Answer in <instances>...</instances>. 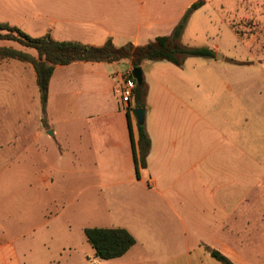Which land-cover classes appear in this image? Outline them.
I'll return each mask as SVG.
<instances>
[{
	"label": "rangeland",
	"instance_id": "obj_1",
	"mask_svg": "<svg viewBox=\"0 0 264 264\" xmlns=\"http://www.w3.org/2000/svg\"><path fill=\"white\" fill-rule=\"evenodd\" d=\"M16 1L7 0L14 13ZM152 1L172 17L197 0ZM180 40L187 48L208 47L215 57L189 56L182 66L149 61L142 70L151 88L180 86L185 100L193 89L203 120L211 122H203V131L211 127L219 153L240 152L243 140L250 153L264 152V0H205L189 14ZM0 43L24 48L12 40ZM90 70H80L87 82ZM64 71H58L56 83L72 86L69 105L48 99L44 109L29 63L0 58V264H198L194 247L200 240L184 236L182 222L169 208L150 210L140 193H134L136 206L126 195L127 185L96 190L92 176L75 171L82 169L88 122L114 110L121 97L110 84L104 103L89 107L88 89L75 94L82 81ZM57 142L66 152L61 154ZM239 161L235 158V166ZM225 163L219 155L217 167ZM58 168L73 173L59 175ZM97 226L130 231L136 239L131 254L113 261L97 257L84 233L85 227ZM201 259L209 264L208 253Z\"/></svg>",
	"mask_w": 264,
	"mask_h": 264
},
{
	"label": "crops",
	"instance_id": "obj_2",
	"mask_svg": "<svg viewBox=\"0 0 264 264\" xmlns=\"http://www.w3.org/2000/svg\"><path fill=\"white\" fill-rule=\"evenodd\" d=\"M16 5L14 13L7 0H0L1 23L16 26L34 37L50 34L56 40L92 46H102L111 39L117 47L128 43L144 45L157 36L171 34L189 7L183 5L169 17V9L157 8L152 0H17ZM29 65L36 75L33 65ZM83 67L91 69L88 82L86 74L80 71ZM63 69L65 77L81 79L83 89L76 86L72 89L75 94L88 89L87 105L92 108L104 103L110 84L118 94L123 76L132 70L129 60L58 65L50 81V104L69 103L72 86L56 83L60 74L57 73ZM115 78L117 81H113ZM144 80L147 82L146 76ZM147 84L145 125L151 148L148 166L140 169L139 177L135 171L127 110L117 98L114 110L97 114L88 122L80 151L82 169L75 171L92 176L91 187L96 190L127 185L126 195L136 206H140V201L134 193H140L144 194L145 205L150 210L153 206L169 208L182 222L184 236L200 240L194 247L200 255L198 264H206L201 259L206 253L209 264H221L211 256L208 247L236 264H264V152L250 153L244 149L243 140L240 152L235 154L231 148L229 152L219 153L211 127L208 125L203 131V122H211L203 120L201 104L193 89L185 100V90L180 86L151 88ZM135 107L132 100L131 124L136 142L137 126L134 127L132 114ZM51 132L58 134L56 129ZM57 144L61 154L66 152ZM219 155L226 160V165L220 168L217 167ZM235 158L240 160L236 166ZM57 172L63 176L73 173L68 168H58ZM186 247L189 250L191 246L186 244ZM132 248L115 259L126 258Z\"/></svg>",
	"mask_w": 264,
	"mask_h": 264
},
{
	"label": "trees",
	"instance_id": "obj_3",
	"mask_svg": "<svg viewBox=\"0 0 264 264\" xmlns=\"http://www.w3.org/2000/svg\"><path fill=\"white\" fill-rule=\"evenodd\" d=\"M204 3L205 0H197L192 3L171 34L157 36L144 45L128 43L117 47L109 39L102 46H92L79 41L56 40L50 34L34 37L16 26L0 22V39L16 41L24 48H31L36 52L35 55L23 49L0 46V58H12L33 65L41 103L45 109L49 99L50 81L58 65H69L78 61L111 63L129 60L131 68L134 69L142 66L143 62L148 60L169 61L177 66H182L189 56L214 58L215 53L210 48H187L180 40L189 14L200 8ZM1 31H6V33ZM128 75L134 78L132 71L128 72ZM147 89L145 80L142 85H138L136 81L132 97L136 107H146ZM126 114L133 148L135 171L137 177H139L140 169L148 166L151 138L145 124L137 125V141L135 142L130 110H127ZM84 233L87 241L93 247L95 255L104 260L122 257L136 244L135 237L126 228L86 227ZM207 249L211 256L221 264H236L220 251L210 247Z\"/></svg>",
	"mask_w": 264,
	"mask_h": 264
},
{
	"label": "built area",
	"instance_id": "obj_4",
	"mask_svg": "<svg viewBox=\"0 0 264 264\" xmlns=\"http://www.w3.org/2000/svg\"><path fill=\"white\" fill-rule=\"evenodd\" d=\"M136 85V81L134 78L129 77V75L123 76L122 84L118 88V94L121 97V104L126 110H130L132 97L134 93V88Z\"/></svg>",
	"mask_w": 264,
	"mask_h": 264
},
{
	"label": "water",
	"instance_id": "obj_5",
	"mask_svg": "<svg viewBox=\"0 0 264 264\" xmlns=\"http://www.w3.org/2000/svg\"><path fill=\"white\" fill-rule=\"evenodd\" d=\"M221 55H218V60L221 59ZM132 71V75L135 78V80L137 81L138 85H142L143 81H144V74H143V70L142 67H137L131 70ZM146 113H147V108L146 107H135L132 110V114L137 122L138 125H143L145 124V118H146ZM52 132H50L51 134Z\"/></svg>",
	"mask_w": 264,
	"mask_h": 264
}]
</instances>
